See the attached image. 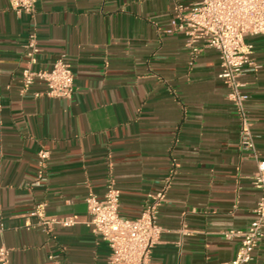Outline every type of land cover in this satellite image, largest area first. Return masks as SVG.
<instances>
[{"label": "crops", "instance_id": "0c3cea01", "mask_svg": "<svg viewBox=\"0 0 264 264\" xmlns=\"http://www.w3.org/2000/svg\"><path fill=\"white\" fill-rule=\"evenodd\" d=\"M180 2L36 0L31 18L0 0V247L10 250L9 264H108L110 247L88 224L85 199L102 197L109 182L129 218L149 194L165 192L152 264L235 257L240 240L227 232L255 217L256 159L242 147L219 53L204 48L194 56L184 33L169 32ZM34 27V68L63 58L75 77L69 100L46 96L42 82L20 93ZM246 41L251 65L240 80L264 160V38ZM42 148L50 158L38 182ZM43 204L42 219L31 215ZM69 216L77 224H45ZM251 264H264V238Z\"/></svg>", "mask_w": 264, "mask_h": 264}, {"label": "built area", "instance_id": "2783aa9c", "mask_svg": "<svg viewBox=\"0 0 264 264\" xmlns=\"http://www.w3.org/2000/svg\"><path fill=\"white\" fill-rule=\"evenodd\" d=\"M17 14L35 16L36 0H8ZM169 32H182L195 56L204 48L214 49L220 56L221 78L227 85L228 97L234 103L241 123V144L244 150L256 159V170L252 179L260 190L255 208V217L244 230H230L227 235L240 240L235 257L224 264H251L254 252L264 238V160L255 148L250 130L247 110L248 95L243 91L240 78L251 65L252 45L246 41L249 36L264 38V0H185L176 4L175 15ZM40 48L35 27L28 37L24 54L27 66L21 75L20 93L26 94L35 82L45 85L48 97L69 100L72 98L74 73L63 59H57L51 68L35 69ZM36 93L35 96H40ZM38 182L46 180V166L50 152L44 148L38 152ZM37 182V183H38ZM163 190L149 194L142 211L134 218L120 213V192L112 182L107 184L102 197L90 192L86 197L90 216L89 225L93 232L106 241L111 253L108 264H152V249L160 241L162 228L158 224V209L164 200ZM45 205L34 208L31 215L43 218ZM69 227L77 224L74 216L54 218L45 224ZM4 224L0 221V233ZM53 258V256H50ZM10 250L0 247V264H9Z\"/></svg>", "mask_w": 264, "mask_h": 264}]
</instances>
